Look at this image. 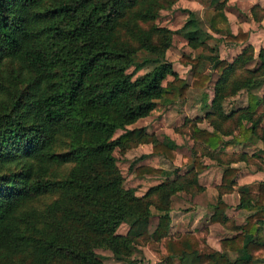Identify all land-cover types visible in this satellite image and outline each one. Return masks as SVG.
<instances>
[{
	"label": "trees",
	"instance_id": "16d2710c",
	"mask_svg": "<svg viewBox=\"0 0 264 264\" xmlns=\"http://www.w3.org/2000/svg\"><path fill=\"white\" fill-rule=\"evenodd\" d=\"M219 2L227 0H211V5ZM157 6L156 0H0V264L15 257H27L31 264H104L95 248L110 249L120 259L121 251L139 239L156 242L152 253L166 264L264 263V181L236 185L234 154L216 160L223 166L222 184L238 186V206L247 214L244 224L231 225L238 232L220 240L219 250L199 234L169 235L172 197L201 189L198 174L206 167L201 155L184 157L189 168L174 179L153 166L136 167L137 176L167 175L141 196L124 186L116 148L151 143L152 153L173 163L177 147L171 138L156 140L145 127L127 126L148 116L158 103L185 98L190 87L205 88L210 81L203 56L180 58L192 70L188 84L164 54L173 33L193 48L206 46L213 35L192 10L177 31L143 29L137 20L155 18ZM130 15L133 20L127 21ZM216 16L227 20L223 13ZM216 16L210 29L228 44H246L247 31L218 28ZM122 24H128L136 44L117 39ZM158 31L165 38L154 44L152 33ZM139 50L147 54L138 57ZM256 56L258 67H248ZM256 56L246 44L231 61L208 57L218 75L214 111L207 114L215 127L194 126L190 134L203 158L226 155L217 148H232L258 129L259 99L254 96L244 110L221 113L227 96L264 84V48ZM6 60L15 66L14 75L4 69ZM5 74L13 81H4ZM168 76L173 78L166 80ZM235 122L237 134L224 140ZM118 130L122 132L115 137ZM151 208L159 214L150 232ZM226 208L219 199L210 221L229 226ZM127 220L125 235L116 234ZM123 264L137 263L125 259Z\"/></svg>",
	"mask_w": 264,
	"mask_h": 264
},
{
	"label": "rangeland",
	"instance_id": "374dc122",
	"mask_svg": "<svg viewBox=\"0 0 264 264\" xmlns=\"http://www.w3.org/2000/svg\"><path fill=\"white\" fill-rule=\"evenodd\" d=\"M51 1L53 0H48L49 3ZM156 1L158 2L157 16L142 22L137 20L138 24L143 29L152 31L151 27H154L177 31L188 18L187 10H192L195 12L203 28L213 35V38L208 40L206 46L193 48L188 45L187 40L180 34L173 33L170 35L171 45L165 50L164 54L166 60L172 63L176 74L183 78L188 84L192 81V70L189 65H183L180 62V58L185 54L192 57L198 55L203 56V72L210 75V81L205 88L190 87L185 98H180L170 104L158 103L156 108L148 116L127 126L128 128L145 127L146 133L153 135V137L159 141H162L166 137L173 139L177 144L175 161L173 163H170L161 155L152 153L151 143L140 144L125 150L116 148L113 155L116 157L117 166L124 177V186L126 188H134L138 196L143 195L151 186L163 181L167 175L162 173L160 175L137 176L135 173L136 167L141 165L153 166L166 171L165 173H169V178L174 179L177 175L189 168V165L182 163L184 157L189 156L193 158L195 155H201L200 161L206 165L198 174L199 187H201V189H195L194 192L190 194L179 192L172 197L171 210L173 214V225L170 226L171 230L169 229V235L175 236L177 233H183L182 230H193L192 226H189V224L193 219L201 216V218H203L202 223L196 227L194 233L191 231H188V233L199 234L205 238L209 245H212L211 247L216 246L220 249V240L228 238L233 233L238 232L236 229L231 230V225L235 223L242 225L245 223L247 211L238 206L240 203V196L237 187L259 180L264 181V84L259 88H251L247 91L241 90L235 95L227 96L221 105L223 111L221 113H230L238 109L244 110L247 108V106L252 103L251 98L253 96L258 98L256 115L259 116L260 121L255 134L248 135L244 142L236 144L232 148H222V146H219L217 151L223 149L226 155L219 154V156H215V159L208 156L203 158L202 154H200L202 150L194 147L190 134L194 126L209 130L215 127V123L212 120L213 118L208 116L213 114L212 112L214 111L211 108V99L214 92V83L218 75L212 69V62L208 57L219 56L221 59L231 61L241 48V44L226 43L224 41V36L215 33L209 26L211 17L216 16L217 13H223L226 16V21L222 20L219 16L215 17L218 28L228 27L234 33L237 32L238 28L244 29L250 33V38H252L254 46L257 48L264 46V0H227L225 5L219 2L216 6L211 5V0ZM253 4L259 8H251ZM126 18H128L127 21L133 20L131 19V15ZM261 21H263L262 24H259ZM128 24H122L119 27L117 39L120 41L128 40L130 43L136 44L137 40L134 37L131 38ZM152 36L154 44H159L160 41L165 38L164 33L160 31L153 32ZM255 53L257 55L258 51ZM138 54V57H142L146 55L147 52L139 50ZM255 58L256 59H254L248 67H258L260 60H258L257 56ZM3 67L7 73L14 75L13 68L15 66L10 60H6ZM146 70L147 68L139 70L134 77L141 75ZM128 72H133V67H130ZM172 78V76H168L166 80H171ZM2 79L6 82L13 81L9 74L2 75ZM163 83L165 84V81ZM208 113L209 115L207 116ZM250 122L252 123V121H246L245 123L249 126L251 125ZM237 125V122H235V124H230V126H234L235 128L231 130V135L223 137L224 140H228L232 135L237 134ZM121 132L122 131L118 130L115 133V137ZM242 154L246 157L245 160H241ZM227 155L235 156V160L232 162L231 166L238 170L234 175V180L238 186L233 188H225L226 185L222 184L223 166L218 165V161L216 160L217 157L227 159ZM176 169H179V171L177 172ZM51 199L53 198H49V200ZM219 199H222V201L227 204L225 213L228 215L229 224H227L229 226H217L218 228H213L210 232L208 225L205 224L206 220H204V218L211 215L213 207ZM201 201H205L206 203L201 205ZM151 209L152 217L149 222L150 232L154 229L157 223V215L159 214L154 208ZM237 211L239 219L234 217ZM181 221H183L181 224H184L183 228L180 227L181 225H177V222ZM128 222L127 220L120 224L116 229V234L125 235L129 227ZM187 223L189 224L186 225ZM147 242V240L139 239L130 243L128 247L121 251L122 258L120 259L117 258L110 249L104 247L95 248V252L101 257L100 260L104 264H123L125 259L136 261L137 264H166L164 260L158 259L152 253V249L157 247V243L154 242V244L151 245ZM9 262L6 263V259L2 260V264H31L30 259L27 257H15L12 259V263ZM58 262L59 260H55L54 264H62ZM175 264L181 263L175 262Z\"/></svg>",
	"mask_w": 264,
	"mask_h": 264
},
{
	"label": "crops",
	"instance_id": "0c3cea01",
	"mask_svg": "<svg viewBox=\"0 0 264 264\" xmlns=\"http://www.w3.org/2000/svg\"><path fill=\"white\" fill-rule=\"evenodd\" d=\"M255 4H260V3H255ZM254 5V4H253ZM253 5H251V7L253 6ZM262 22L263 21H261L259 24H262ZM244 30V29H243ZM245 31V30H244ZM251 37V35H250V33H249V37H248V40H247V42H246V44H251L252 45V47H253V49H254V54L256 55V53L255 52H257V51H259L261 48H264V46H261V47H259V48H257L256 46H254L253 44V40H252V38H250ZM246 44H244V45H241V48H240V50L234 55V56H236L238 53H240L241 52V49L246 45ZM257 48V49H256ZM233 59V58H232ZM231 59V60H232ZM139 120V119H138ZM177 158V157H176ZM223 171V170H222ZM241 171V170H240ZM221 181V180H220ZM236 181H237V179H236ZM260 181V180H259ZM239 184H241V183H239ZM195 198V197H194ZM192 199V198H191ZM189 200V199H188ZM197 200V199H196ZM206 202L205 201H201L200 202V204L201 205H204ZM171 209H172V206H171ZM237 214H238V211L234 214V217L235 218H237V219H239V217L237 216ZM226 216L228 217V215L226 214ZM231 216V215H230ZM158 218V217H157ZM170 218H171V221H170V226H172L173 224H172V221H173V214H172V210H170ZM202 219L203 218H201V216L200 217H197V218H195V219H193V221L189 224V223H187L186 225H188L189 224V226H192V228H193V230H182V232L183 233H185V232H193L194 233V230L196 229V227L197 226H199L200 225V223H202ZM204 220H206L205 222V224L206 225H208V227H209V230H210V232L212 231V229L213 228H218L217 226H221V224L220 223H212L211 221H210V216H206L205 218H204ZM183 221H181V222H177V225L178 226H180L181 228H183V225L184 224H181ZM237 222H239V221H237ZM236 225H239L238 223H235ZM201 228V227H200ZM171 230V229H170ZM181 230V229H180ZM236 233H233L232 235H230L229 237H232L233 235H235ZM210 246H212V245H210ZM213 248H215V249H218L216 246H213ZM219 250V249H218Z\"/></svg>",
	"mask_w": 264,
	"mask_h": 264
}]
</instances>
